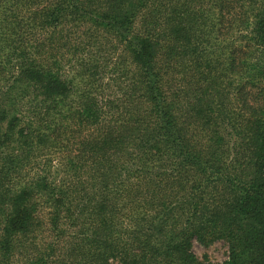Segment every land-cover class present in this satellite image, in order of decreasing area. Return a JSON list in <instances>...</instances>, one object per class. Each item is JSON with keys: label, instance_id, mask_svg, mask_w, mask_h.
Returning a JSON list of instances; mask_svg holds the SVG:
<instances>
[{"label": "trees", "instance_id": "trees-1", "mask_svg": "<svg viewBox=\"0 0 264 264\" xmlns=\"http://www.w3.org/2000/svg\"><path fill=\"white\" fill-rule=\"evenodd\" d=\"M264 264V0H0V264Z\"/></svg>", "mask_w": 264, "mask_h": 264}, {"label": "rangeland", "instance_id": "rangeland-1", "mask_svg": "<svg viewBox=\"0 0 264 264\" xmlns=\"http://www.w3.org/2000/svg\"><path fill=\"white\" fill-rule=\"evenodd\" d=\"M192 252L196 258L203 263H223L228 260L230 249L222 241L215 242L209 247H203L198 243H193Z\"/></svg>", "mask_w": 264, "mask_h": 264}]
</instances>
